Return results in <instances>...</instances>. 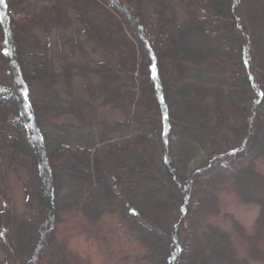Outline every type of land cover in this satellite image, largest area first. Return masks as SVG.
<instances>
[{
	"label": "trees",
	"instance_id": "obj_1",
	"mask_svg": "<svg viewBox=\"0 0 264 264\" xmlns=\"http://www.w3.org/2000/svg\"><path fill=\"white\" fill-rule=\"evenodd\" d=\"M81 1L91 9L98 6L94 0ZM101 1L120 14L126 30L122 40L137 51V73L132 75L131 62L125 70L132 85L115 77L137 130L98 144L63 129L49 131L38 122L43 105L31 90L49 79L50 64L34 51H23L22 39L28 26L45 22L25 11L26 0H0V166H30L40 216L34 234L13 244L12 207L5 200L0 206V246L14 264L39 263L53 240L66 176L78 186L85 182L89 189H101L151 264H221L215 234L201 240L196 230L213 211L216 177L227 176L225 171L254 156L264 157L260 44L241 16L242 9L248 21L256 18V0H198L200 14L187 9L181 25L163 2L146 13L143 0ZM82 22L89 30L87 21ZM95 26L90 35L96 38L101 20ZM203 61L229 70L226 90L184 84L187 64ZM229 129H234L233 140L222 133ZM208 145L204 163L194 165ZM71 200L77 202V193Z\"/></svg>",
	"mask_w": 264,
	"mask_h": 264
},
{
	"label": "rangeland",
	"instance_id": "obj_2",
	"mask_svg": "<svg viewBox=\"0 0 264 264\" xmlns=\"http://www.w3.org/2000/svg\"><path fill=\"white\" fill-rule=\"evenodd\" d=\"M94 1L98 6L91 9L81 0H26L25 11L45 23L27 27L22 50L34 51L50 64L49 79L38 81L31 90L43 105L38 111V122L49 131L63 129L83 135L86 142L100 144L107 138H124L137 130L134 113L126 109L128 100L117 91L115 79L121 77L126 85H132L126 71L131 66L132 75L137 73V56L130 42L122 40L126 30L120 14L108 10L101 0ZM197 1L143 0L142 10L148 13L163 2L181 25L187 20V9L200 14ZM99 6L101 9L97 10ZM253 8L257 15L252 22L242 9L241 16L259 40V61L264 69V0H256ZM100 20L102 26L96 38L92 37L91 30ZM253 74L259 82L258 68ZM228 75L229 70L222 65L189 63L183 82L212 91L226 90ZM222 133L225 139H234V129ZM210 147L195 158L194 165L200 167L204 163ZM234 169L240 172L230 174ZM225 172L227 176L216 177L211 188L213 211L200 220L196 232L201 240L215 234L216 259L221 264H264V157L254 156L239 168ZM33 174L25 164L0 166V206L5 200L11 203L13 244L19 237L34 234L40 221L38 184ZM64 180L53 240L38 264H151L146 249L120 211L104 199L101 189H89L85 182L78 186L66 176ZM81 189L84 192L80 193ZM71 191L77 193L76 203H72ZM0 264H14L1 246Z\"/></svg>",
	"mask_w": 264,
	"mask_h": 264
}]
</instances>
